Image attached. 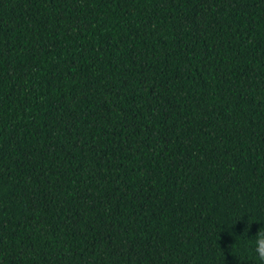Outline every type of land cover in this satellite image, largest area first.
<instances>
[{"label":"trees","instance_id":"16d2710c","mask_svg":"<svg viewBox=\"0 0 264 264\" xmlns=\"http://www.w3.org/2000/svg\"><path fill=\"white\" fill-rule=\"evenodd\" d=\"M264 0H0V264H264Z\"/></svg>","mask_w":264,"mask_h":264},{"label":"clouds","instance_id":"9594fccd","mask_svg":"<svg viewBox=\"0 0 264 264\" xmlns=\"http://www.w3.org/2000/svg\"><path fill=\"white\" fill-rule=\"evenodd\" d=\"M255 237L256 240L254 246H252V251L260 261L264 262V227L259 228Z\"/></svg>","mask_w":264,"mask_h":264}]
</instances>
